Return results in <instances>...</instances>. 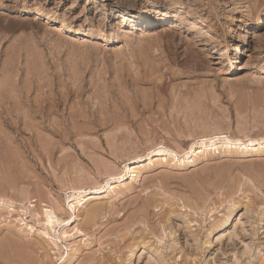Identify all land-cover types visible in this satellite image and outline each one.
Here are the masks:
<instances>
[{"label": "rangeland", "instance_id": "1", "mask_svg": "<svg viewBox=\"0 0 264 264\" xmlns=\"http://www.w3.org/2000/svg\"><path fill=\"white\" fill-rule=\"evenodd\" d=\"M90 1L0 0V264H264L262 0Z\"/></svg>", "mask_w": 264, "mask_h": 264}, {"label": "bare ground", "instance_id": "2", "mask_svg": "<svg viewBox=\"0 0 264 264\" xmlns=\"http://www.w3.org/2000/svg\"><path fill=\"white\" fill-rule=\"evenodd\" d=\"M90 1V0H89ZM94 1V0H93ZM239 1V0H238ZM255 1L256 0H251V2H252V4L254 5L255 4ZM91 2V1H90ZM180 2V1H179ZM256 2H258V1H256ZM213 3V2H212ZM232 3V2H231ZM178 4V3H177ZM74 5V4H73ZM151 5V4H150ZM189 5V4H188ZM196 5V4H195ZM234 5V4H233ZM247 5V4H246ZM249 5V4H248ZM185 6V5H184ZM214 6V5H213ZM96 7V6H95ZM189 7H190V5H189ZM196 7H197V5H196ZM195 7V8H196ZM234 7V6H233ZM247 7V6H246ZM253 7V6H252ZM258 7H259V9L260 8H262L261 10H258ZM150 8V7H149ZM147 9V8H142V9H138V7L137 8H135V9H133V10H131V9H123V10H117V11H114V9L111 11L112 12V14L111 15H113V17L115 18V21L117 20L120 24H122V23H129L130 22V19L131 18H133V16H132V13H144L143 11H145V12H148V13H152V14H155V15H160V16H163V18L164 17H169V15H170V17H172V19H173V22H169L168 24H166V21H164V20H161L159 23H162L163 25H167L166 27H168V29H170V30H183L184 31V29H186L188 32H190V33H194L193 35H194V37L196 38V42H203L204 43V41H208V40H211V39H213V35L210 33V30H204L203 28H201L199 25H197L196 23H195V21L193 22L191 19H193V18H191V17H186L185 16V11H183L180 7H175V8H171V11H170V13L169 14H167L166 12H164V11H159V10H157V9ZM156 8V7H155ZM254 9H251L250 8V12L251 13H256V12H258L259 11V13L255 16V17H253L254 18V20L253 21H255V23H254V28L256 29V28H258V27H260L259 25H262V26H264V0H262L261 2H260V4H259V6H254L253 7ZM40 9V8H39ZM87 9V8H86ZM98 9V8H97ZM102 9V8H101ZM190 9V8H189ZM191 9H192V7H191ZM41 10V9H40ZM81 10V9H80ZM193 10V9H192ZM191 10V11H192ZM195 10V9H194ZM197 11V10H196ZM69 12V11H68ZM169 12V11H168ZM239 12V11H238ZM74 13V12H73ZM200 13V12H199ZM198 14V13H197ZM37 15V14H36ZM96 15V14H95ZM216 15V14H215ZM200 16H202L201 18H200V21H202L203 23L204 22H206L207 20H209L208 19V17H206V16H204V15H200ZM231 16V15H230ZM36 17V16H35ZM93 17V16H92ZM101 18V17H100ZM162 18V17H161ZM166 19V18H165ZM171 19V18H170ZM132 21V20H131ZM239 21V20H238ZM234 22V21H233ZM132 23H133V21H132ZM220 24V23H219ZM129 25V24H128ZM134 25V24H133ZM137 26V25H136ZM217 26V25H216ZM134 27V26H133ZM61 28H63V29H67L68 30V27L67 26H60V29ZM80 28V27H79ZM219 28V27H218ZM228 28H230V30L228 29ZM227 29H228V33H233L234 31H235V27L233 28V30H232V28L231 27H228ZM213 30V29H212ZM60 31V30H59ZM78 32L77 31H74V34H77ZM185 33V32H184ZM96 35V34H95ZM99 36V35H98ZM191 40V39H190ZM229 41V40H228ZM62 42V41H61ZM60 42V43H61ZM189 42V41H188ZM207 43V42H206ZM197 44V43H196ZM199 44V43H198ZM189 53V52H188ZM191 55H193L195 58H198V57H201V58H205L207 55H209L210 53L209 52H207L206 50H203L202 49V51L201 50H198L197 48H192L191 49V53H190ZM214 57V56H213ZM216 58V57H215ZM194 59V58H193ZM194 61H196V60H194ZM184 73V72H183ZM189 98V97H188ZM187 98V99H188ZM143 104V103H142ZM200 105V104H199ZM218 125V124H217ZM218 133V132H217ZM6 137V136H5ZM254 140V139H253ZM257 140V139H256ZM232 141V140H231ZM231 141H228V139H227V141H224L223 143L225 144V145H228V144H233V145H236V144H240L239 142H231ZM255 141V140H254ZM5 142V141H4ZM264 143V139L261 141V142H258V144H263ZM250 144H253L254 145V143H252V141H250ZM241 145V144H240ZM247 145V144H246ZM4 146V145H3ZM252 146V145H251ZM245 147V146H244ZM160 149V148H159ZM9 150V149H8ZM152 151V150H151ZM160 152H162V151H154V152H151L150 154L153 156H158L159 154H160ZM164 152V151H163ZM10 154V153H9ZM3 158V157H2ZM131 158V157H130ZM138 159L139 158H133V159H131L129 162H128V164L125 166L126 167V175H124V176H122L121 175V177L119 176L118 178H116V179H114L113 177H111L108 181H106L105 182V184L103 185V184H100V185H98L96 188H94V189H90V190H86V191H84L83 189H80V188H72L71 189V194H72V198H71V200H70V202H67V203H69V208H70V210L71 211H74V206L75 205H77V206H81L82 207V202H84L85 201V203L86 202H88V201H90V200H93V199H95V198H97L103 191H104V188H106V187H108L109 185L108 184H110V183H108V182H112V181H114V182H121L122 183V181L123 180H125V178H126V176H130L131 177V174H134L135 173V171L133 170V169H131V171H130V169H129V167H133L134 165H137L138 163H139V161H138ZM7 169H9V168H7ZM11 169V168H10ZM139 170V169H138ZM3 173V172H2ZM120 175V174H119ZM14 177V176H13ZM14 179H15V177H14ZM127 179V178H126ZM77 180V179H76ZM2 182V181H1ZM115 184V183H114ZM68 186V185H67ZM70 190V189H69ZM119 193V192H118ZM2 194V193H1ZM84 206H86V205H84ZM82 209V208H81ZM230 210V209H229ZM52 212V211H51ZM52 213H47L46 214V223L48 224V226H50L51 227V229H53V223H54V217L52 216V215H54V214H52ZM72 214V213H71ZM73 216V215H72ZM76 216V215H75ZM71 218V221L70 222H72L73 221V219H75L76 217H70ZM66 234L64 233L63 234V236H65ZM2 236V235H1ZM12 239H13V237H12ZM14 241V240H13ZM16 249H17V254H18V256L20 255V259H21V261L22 262H24V264H31V261H33V260H31L32 258H29V257H24V252L22 251V248L20 249V248H17V246H16ZM15 252V251H14ZM16 253V252H15ZM26 253V252H25ZM22 256V257H21ZM11 257V256H10ZM17 258V257H16ZM18 258V259H19ZM31 260V261H30ZM71 259H69V261H70ZM19 261V260H18Z\"/></svg>", "mask_w": 264, "mask_h": 264}]
</instances>
